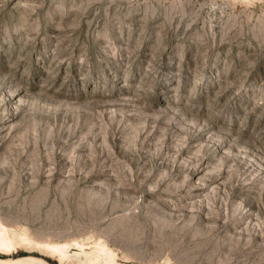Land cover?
I'll return each mask as SVG.
<instances>
[{
    "label": "rangeland",
    "instance_id": "1",
    "mask_svg": "<svg viewBox=\"0 0 264 264\" xmlns=\"http://www.w3.org/2000/svg\"><path fill=\"white\" fill-rule=\"evenodd\" d=\"M0 231V264H264V0H0Z\"/></svg>",
    "mask_w": 264,
    "mask_h": 264
},
{
    "label": "bare ground",
    "instance_id": "2",
    "mask_svg": "<svg viewBox=\"0 0 264 264\" xmlns=\"http://www.w3.org/2000/svg\"><path fill=\"white\" fill-rule=\"evenodd\" d=\"M0 244L7 248H10L12 246V240L9 237H5L1 231H0ZM52 247H54L55 249L57 248L56 245Z\"/></svg>",
    "mask_w": 264,
    "mask_h": 264
}]
</instances>
